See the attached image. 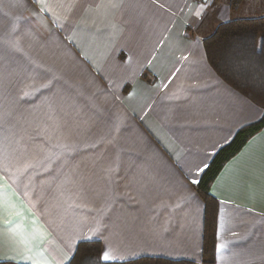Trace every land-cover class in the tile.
<instances>
[{
	"label": "crops",
	"instance_id": "obj_1",
	"mask_svg": "<svg viewBox=\"0 0 264 264\" xmlns=\"http://www.w3.org/2000/svg\"><path fill=\"white\" fill-rule=\"evenodd\" d=\"M213 5L0 0V262L66 264L90 240L107 262L201 261L198 169L262 114L207 62L233 20ZM210 193L213 264H264V126Z\"/></svg>",
	"mask_w": 264,
	"mask_h": 264
},
{
	"label": "trees",
	"instance_id": "obj_2",
	"mask_svg": "<svg viewBox=\"0 0 264 264\" xmlns=\"http://www.w3.org/2000/svg\"><path fill=\"white\" fill-rule=\"evenodd\" d=\"M240 0L230 8L237 9ZM232 4L234 5L232 7ZM207 62L226 84L260 108V119L238 129L232 139L213 155L202 172L195 191L204 204L202 259L200 262L142 256L126 261H103L99 241H80L66 264H213L216 248V198L210 193L224 164L234 157L264 126V16L218 23L203 39ZM0 264H9L0 262Z\"/></svg>",
	"mask_w": 264,
	"mask_h": 264
},
{
	"label": "rangeland",
	"instance_id": "obj_3",
	"mask_svg": "<svg viewBox=\"0 0 264 264\" xmlns=\"http://www.w3.org/2000/svg\"><path fill=\"white\" fill-rule=\"evenodd\" d=\"M214 2V5L212 6V12L214 10V12H216V10H227L228 14H226V11L224 12V14L220 15L219 17L224 19L225 21L226 20H230V19H236V18H251V17H255V16H252L253 14H247L246 12H235V11H232V10H235L233 8H228L226 7L225 5L223 4H227L229 6H231V3L234 1V0H212ZM241 2V0H240ZM234 5L232 4V7ZM240 6V3L238 4V7ZM237 10H252L251 7H249L248 4H245L244 6H240V8H238ZM209 16V15H208ZM211 17V16H210ZM215 17V16H213ZM207 20V19H206ZM205 20V21H206ZM208 22L210 21L207 20ZM206 21V22H207Z\"/></svg>",
	"mask_w": 264,
	"mask_h": 264
},
{
	"label": "snow or ice",
	"instance_id": "obj_4",
	"mask_svg": "<svg viewBox=\"0 0 264 264\" xmlns=\"http://www.w3.org/2000/svg\"><path fill=\"white\" fill-rule=\"evenodd\" d=\"M207 166H208V165L205 164V165H204V168H206ZM204 168H200V169H198V170L202 172V171H204ZM193 183H195V181H193ZM8 223H11V221H8ZM4 259H9V258H4ZM103 259H104V260H108V259H109V256H108V254H107L106 252L104 253Z\"/></svg>",
	"mask_w": 264,
	"mask_h": 264
}]
</instances>
